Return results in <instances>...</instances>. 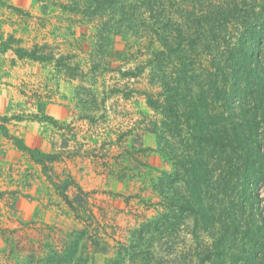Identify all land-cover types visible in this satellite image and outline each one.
<instances>
[{
    "label": "trees",
    "instance_id": "1",
    "mask_svg": "<svg viewBox=\"0 0 264 264\" xmlns=\"http://www.w3.org/2000/svg\"><path fill=\"white\" fill-rule=\"evenodd\" d=\"M67 8L97 22L99 47L116 40L137 46L142 63L118 72L131 79L148 73L153 91L143 96L151 113L141 115L137 130L155 138L156 153L169 164L168 171L147 167L142 204L154 215L131 229L112 262L264 264V0H71ZM40 49L0 45L19 60L50 61ZM45 118L60 132L58 151L30 148L0 117L1 136L43 172L75 140L69 125ZM105 164L108 177L123 179ZM48 179L49 197L60 198L76 218H91L89 193L70 174ZM37 216L35 209L19 224L36 225ZM184 230L190 239L182 241L180 256L171 241ZM65 237L67 244L48 247L39 264H87L107 254L106 243L84 229Z\"/></svg>",
    "mask_w": 264,
    "mask_h": 264
},
{
    "label": "rangeland",
    "instance_id": "2",
    "mask_svg": "<svg viewBox=\"0 0 264 264\" xmlns=\"http://www.w3.org/2000/svg\"><path fill=\"white\" fill-rule=\"evenodd\" d=\"M70 3L71 0H0V45L9 42L12 50H30L37 45L51 59L46 63L19 60L12 50H0V117L9 119L5 126L11 135L19 138L21 130L28 135L30 148L41 140L52 141L56 135L59 139L60 132L45 118L59 122L52 116L54 113L49 114L53 109L62 119L61 124L66 120L92 119L93 123L86 121L97 126L98 133L107 129L110 145L112 136H125V131L117 126L119 120H140V115L151 113L143 96L145 91H153L147 82L148 73L131 79L118 72L133 70L142 63L144 57L136 54L137 46L116 40L99 47L95 36L97 22L72 12L67 8ZM108 65L110 70H105ZM115 89L119 92H113ZM124 103L130 112L123 113ZM151 138L155 143V138ZM155 149L154 144L152 151L138 153L130 147L124 150L128 155L122 151L110 157L99 152L96 156L101 162L108 158L103 165L109 162L112 171L124 177L120 181L109 177L111 181L105 184L97 179L96 191L88 192L91 218H76L60 198L54 194L49 197L47 191L51 188L48 177L56 180L65 171L60 162L48 164L43 172L0 134V264H14L17 259L24 264H39L48 247L62 249L68 242L67 233L83 229L107 245L106 255H95L87 264H124L112 262L120 244L127 245L131 229L154 215L152 207L142 204V200L147 202L149 193L144 190L149 183L147 167L169 170V164ZM40 150L52 151L48 143ZM85 176V183L89 179L95 183L92 177ZM35 209L36 219L43 224L38 220L36 225L19 224L30 221ZM186 233L184 230L173 237L172 250L176 247L181 251L184 241L190 239ZM176 260L179 264L182 258Z\"/></svg>",
    "mask_w": 264,
    "mask_h": 264
},
{
    "label": "crops",
    "instance_id": "3",
    "mask_svg": "<svg viewBox=\"0 0 264 264\" xmlns=\"http://www.w3.org/2000/svg\"><path fill=\"white\" fill-rule=\"evenodd\" d=\"M51 105V104H50ZM49 107H56V106H50ZM126 108H122L123 113L131 111L129 108V105L125 104ZM47 107V113L48 108ZM54 113V114H53ZM52 116L54 118L56 117V120H59L61 122L62 119L60 117L56 116L55 111L53 109ZM140 115V114H139ZM129 116V115H128ZM141 116V115H140ZM58 117V118H57ZM140 120L132 118L129 119V117L123 118L122 120L118 121V127L121 128V130L125 131V136L122 135V137H111L112 144L110 145L108 142H110V138H108L107 129H103L98 133L99 129H97V126H93V124L88 123L86 120H80V121H74V120H66L64 121V124L69 125L72 129L71 134L73 133L75 140L68 141L66 147L64 149H61L64 151V158L60 162V166H63L65 169V172L70 174L72 178L76 181V183L85 191L94 193L97 189L96 186H98L97 179L102 180L105 184V182L111 181V179L107 176L108 168L109 166H106V164L103 165V162L108 161V158L103 159V162H101V159L97 157L96 155L100 153H107L109 157L114 154H118L128 148H135V147H141L142 149H145L147 152L152 151L151 149L154 148V144L152 142V136L150 134H142L140 130H137V127L139 129H142V126H139ZM97 129V130H95ZM104 131H106L104 133ZM21 135L19 136V132L16 134L23 140L26 145L29 144V138L28 135L24 134V131L21 130ZM97 132V133H95ZM104 133V134H103ZM60 134V133H59ZM60 137V136H59ZM65 137H67L65 135ZM136 143L133 140H137ZM45 143H48L49 150H60L59 144L60 139H58V135H56L55 138L52 139V141L49 142H43L42 140L39 141V143H36L31 146V148H37V149H43L45 146ZM101 147V148H100ZM101 149V151H100ZM93 153V154H92ZM99 153V155H100ZM109 163V162H108ZM90 176L95 180V183H92L89 179L88 183H85V179L82 178H88L86 177ZM83 176V177H81ZM136 197V195L134 196ZM93 198H96V194L93 196ZM129 198V197H128ZM125 203V202H124ZM102 204H105L102 203ZM111 204L109 203V207ZM141 205V204H140Z\"/></svg>",
    "mask_w": 264,
    "mask_h": 264
}]
</instances>
